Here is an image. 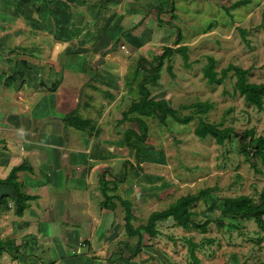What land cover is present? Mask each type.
<instances>
[{
    "label": "rangeland",
    "instance_id": "374dc122",
    "mask_svg": "<svg viewBox=\"0 0 264 264\" xmlns=\"http://www.w3.org/2000/svg\"><path fill=\"white\" fill-rule=\"evenodd\" d=\"M65 1L13 0L12 5H9L11 3L9 0H0V28L9 26V18H13L11 30L6 34L14 46L0 50V58L3 61L5 55L8 60L13 61L8 66L10 75L13 72V75L15 74L11 89L13 91L19 89L17 82L19 74L16 75V71L20 68L25 67V70L27 68L30 75L36 74L39 69L37 58H45L49 62L50 60L59 62L65 60V67H63L65 69L69 62L73 64V67L81 64L82 59L79 60L78 52L86 56L84 54L86 51L90 52L91 49L96 50L97 48L95 53L101 56L100 62L119 75L120 81L115 80L117 83L115 84L117 88L123 90L114 103L110 104V112L103 116L110 126L105 130L107 141L102 142L95 139V143H99V148L103 143L112 144L108 155L114 163L110 165L109 174L105 177L107 179L110 176L111 178L115 177L116 180L114 179L113 183L116 187L108 190L107 193H116L121 197L130 196L133 212L131 223L133 225L143 223L151 210L161 209L177 196L186 192H196L199 188L208 187L209 192L204 198H199L191 205L193 210L200 211L192 218L204 219L205 216L202 215L201 210H204L212 202L214 203L209 213L218 219L210 220L203 231L195 228L184 229L175 224L171 218L156 222L157 233L154 237H149L146 232L141 231L140 249L137 251L140 257L137 264H189L191 259L186 248L185 240L187 238L199 244L194 249V254L199 259L198 264H256L264 257V228H260L250 215L222 216L220 215V206L222 196L226 195L248 194L254 201L259 199V190L264 185V164L255 155H252L250 160L244 158L240 150L239 138L246 128L252 129L253 136L264 135V95L262 108L257 109L252 104L246 103L242 99V95L234 89L235 77L232 70L227 71L221 83L209 84L202 74L201 67L207 62V55H210L214 59L216 71L232 63L242 68H248V81L264 82V20L261 16L264 12V0L241 2H239L240 0H89L87 6H90V9L88 10L89 14L86 15L87 25L75 28L71 36H63L62 29L58 26H63L64 23H57L52 34L50 19L56 21L59 14L68 12V5ZM134 1L139 6L142 16L150 12L148 14L150 19L145 24L142 21L136 22L140 26L138 28L140 32L137 31L139 32L137 35L141 36L144 41L150 35L152 43L147 41V47L144 44L137 48L127 49L124 45L126 35L121 34L118 29L115 31L116 25L111 23L114 19L110 18L112 14H103L102 8L109 11L112 9L115 13V9L120 8V12L129 15L134 12ZM95 2L99 3V11L97 10L94 15H91V8ZM83 4L80 6H84ZM150 7L151 11H149ZM157 9H161V11L158 13ZM155 12L158 18L153 19ZM15 18L19 19L21 25L14 21ZM41 18H43L42 21ZM91 20L93 25H96L94 28L91 26ZM87 26L91 27L87 28ZM66 28L71 30L69 27ZM132 28L134 29V25ZM242 30H244L243 38L241 37ZM65 32L67 31L65 30ZM177 32L180 33L181 43L179 44H185L187 47L185 59L181 52L174 49ZM3 39V35L0 34V41ZM60 44H64L65 49H62L64 51L59 52L56 57L51 56L53 53L51 45L59 46ZM163 45L169 46L173 51L163 59L158 70V77L153 81L146 82L145 85L150 91V96L154 99H167L169 105L176 110L178 115L191 112L193 117L186 123H178L170 116H166L165 123H160L154 116L143 117L147 125L146 137L142 143H137L139 151L136 158L133 148L124 146L121 138L123 127L131 124L136 127L135 123L126 120L116 124L115 118H119L122 108L124 109L135 98L128 92L129 87L125 84V79L129 77L127 73L129 74L136 66L139 56L149 61L144 62L146 70L155 71L154 66H156ZM26 47L29 48L26 49ZM150 62L151 64H149ZM3 65L0 64L1 71H5ZM166 65L170 66V71L165 69ZM45 66L47 68L44 71L41 70V74L48 72L51 68L47 63ZM146 70L141 71L140 77L146 74ZM82 77L84 78V75ZM8 78L4 79L5 82H2V86L7 85ZM134 83L132 81V87ZM46 85L45 87L51 91V86L50 88L48 86L49 81ZM1 89L5 90L4 87ZM45 93L47 94V92ZM48 98V95L41 98L35 106L34 112L31 113L32 116H36L37 111L45 115L52 113L50 105H48ZM102 99L107 98L98 91L89 101L99 104ZM195 101L210 102L211 107L205 112H196L190 105ZM6 105L5 102L2 107L6 109ZM15 108L13 105H8L7 109ZM77 112L79 114V109ZM81 115L93 122L91 117L85 116L83 113ZM66 116L72 118L69 111L63 117L64 120ZM3 118L4 109L0 107V128L7 126L6 120ZM199 118L214 122L218 126L229 127V136L222 143H217L209 135L198 137L193 133V127ZM64 125L67 126L65 128L69 138L66 139V142L64 139L62 140L64 149L62 153L74 144H70V142L77 140L78 134L81 135L79 128L65 122ZM64 135L65 133L61 137ZM58 140L60 143L61 139ZM79 141L85 143L82 139ZM86 143L91 148V139L88 138ZM95 143H93L94 147H98V143H96L97 145ZM99 148L96 151L92 148L91 154H96ZM74 154L80 158L85 157L84 164H90V152H70L72 158H75ZM126 160L130 164L125 162ZM26 168L29 167L26 166ZM27 178L29 177L22 176L19 180L16 176L13 181H17L20 188L25 191ZM56 182H63L62 174L57 175ZM71 182L72 180L67 184ZM77 184L80 185L81 182L77 180ZM3 187L0 186L2 190ZM81 194L80 191L76 192V195ZM113 200L120 208L123 218L122 206L117 198L114 197ZM0 204L6 206L3 207L4 210H0V215H10L13 220L28 219L15 213L12 196L6 203L0 202ZM68 207L69 205L66 203V208ZM63 212L65 209L59 210L53 206L43 214L49 221L43 220L39 226L42 225L43 228L52 231L51 240L53 242L51 244L55 242L56 246H59L63 242L64 251L62 254H69L68 257H79L81 256L79 254H85V252L74 253L75 240L70 237L67 242L61 241L60 231H64L66 237H68L67 231H70L71 235L74 232L78 237L86 236L85 220H79L78 227L68 226L64 230L60 227L61 219L67 218ZM262 217L264 221V215ZM121 219L119 217L118 227L112 226L115 230L117 229L116 234L121 233L123 223V219ZM7 223L12 224V221ZM55 232L57 241H55ZM122 234L128 241L125 246L126 251L120 244H113L108 246L107 252L115 253L121 248L127 253L129 249L135 247L136 236L128 237L125 232ZM2 238L8 239L7 254L9 257L13 258L14 252L19 251L23 254L26 250L24 241L19 245L15 244L10 237ZM27 238L30 239V237ZM257 238L260 239L257 241ZM15 245H18L20 249ZM109 258L108 261L111 264V255ZM0 264H3L1 260Z\"/></svg>",
    "mask_w": 264,
    "mask_h": 264
},
{
    "label": "crops",
    "instance_id": "0c3cea01",
    "mask_svg": "<svg viewBox=\"0 0 264 264\" xmlns=\"http://www.w3.org/2000/svg\"><path fill=\"white\" fill-rule=\"evenodd\" d=\"M9 2H11L9 5H12L13 0H9ZM134 2V12H131L129 15L120 12V8L115 9L116 13L112 9L109 11L102 8L103 14H112L110 18L114 19L111 23L116 25L115 31L119 30L121 34L126 35V42L124 45L127 49L140 47L146 44L147 41L150 44L152 43L150 41V35L146 37L145 41L141 36L137 35V33L140 32L138 29L140 26L136 24L138 21H142L145 24L150 19L148 17L150 12L142 16V13L139 11V6H137L136 1ZM65 3L68 5V12L65 11L59 14V18H57L56 21L50 19V31L52 32L55 30L57 23H64L63 26L59 25L58 27L62 29L63 36H71L75 28L78 29L79 26L83 27L87 25L86 15L89 14L88 10L90 6H87L89 0H66ZM82 4L84 6L81 7L80 5ZM99 7V3L95 2L91 8V15H94ZM151 10L150 7L149 11ZM17 12L20 13L18 10ZM78 13H81V15H78ZM9 16L11 17V14ZM43 18H41V21ZM154 18L156 19V12L153 15V19ZM18 20L17 18L14 19V21L19 23L20 21ZM12 22L13 18H9V26L6 25L0 28V34L4 37L3 41H0V50H6L14 46V44L10 42V38H7L6 34L11 30V24L13 25ZM132 25H134V29ZM91 26L93 28L96 26L93 25V21ZM91 26H87V28ZM66 27L71 28V30H67ZM65 30L67 32H65ZM179 43H181V41H179ZM179 43H177L176 46ZM51 46L53 50L51 56L53 57H56L59 52L64 51L62 49H65L64 44ZM28 48L29 47H26V49ZM91 50L90 52L86 51L84 53L86 56L78 52L79 60L81 61L82 59L81 64L79 63L78 66L74 65L73 67V64L69 62L65 69L63 68L65 67V60L61 62L50 60L49 62L46 61L47 59L45 58H37L39 63V69L37 70L40 72V75L38 71H36V74L32 73L30 75L27 72V68L26 70L25 67L20 68L16 71V75L19 74L17 77L19 89H17V91L11 89L15 74L13 75V72L12 75H10L8 71V66L13 63V61L8 60L6 55L4 61L0 58V64H4L3 67H5V71L0 70V107L4 109L3 119H5L7 123V126H1L0 128V178L2 179L8 174L12 165L19 163L26 165L29 167L28 169L25 168L16 171V176L19 180L22 176L29 177L24 187L25 191L20 188V185L19 188L24 193L34 195L32 199H27L26 207L23 209L21 215H18L24 218L27 217L28 219H21V221L13 220V218H10V215H0V240L2 245V249H0V260L3 264H110L108 261L110 255L112 258L111 264L138 263L140 256L137 254L135 247L129 249L127 253L125 252V246L128 244V241L125 235L122 234L125 232L123 223L121 233L116 234L117 229L115 230L112 228V226L118 227L117 223L119 217L120 219L122 218L120 214L121 210L116 202L113 200L115 202L113 210L99 206L101 195L98 191L97 174L104 167L109 169L114 161L110 160L108 155L110 152L109 148L112 144L101 143L102 145L99 148L98 142H96L98 143V147H94L93 143H95V139L101 140L102 142L107 141L105 130L110 126L103 116L110 112V104L114 103L123 90L122 88L118 87V89L116 87L117 83L115 80L120 81L119 75L112 72V69H108L107 65V67L103 66V62H100L101 56L95 53L97 48L96 50ZM41 55L44 56L43 53H41ZM45 63L51 68L48 72H42L41 74V70L44 71L47 68ZM21 66H23L22 63ZM82 75H84L85 79ZM6 77H9L7 79V85L9 84V87H7V85H1L2 82H5ZM47 81H49L48 86L49 88L51 86V91L45 87ZM1 87H4L5 90H2ZM98 91L107 99H102V102L99 104L89 101L94 98L95 92L97 93ZM45 92H47V94ZM81 94L82 97H80ZM46 95L49 97L48 105H50V111L52 113L45 115L37 111V115L32 116L31 113L34 112L35 106L40 102L41 98ZM84 98H86V100H83ZM5 102L7 103L6 109L2 107V104L4 105ZM8 105H13L16 108L9 110L7 109ZM74 108L76 110L79 109L80 116H82L81 114L83 113L85 116H89L93 119V122H90L93 128L90 126L88 129H80L81 135L78 134L77 140L70 142V144H74L62 153L64 150L62 148V140L64 139L66 142V139L68 140L69 138V134L66 133V125H64L63 117L66 112ZM117 119L118 118H115L116 124ZM63 133H65L63 136L65 138L61 137ZM70 138L74 139L76 137ZM88 138L92 141L91 148L86 143ZM58 139H61L60 143ZM79 139H82L85 143H80ZM92 148L95 151L99 148V151L93 155L91 154ZM79 151L90 152V164H84L85 157L80 158L76 154H74L75 158L70 156V152L76 153ZM58 174H62L63 176L62 183L56 182ZM107 174L109 173L107 172ZM113 178H111V176L109 177V179ZM70 180H72V182L67 184ZM77 180L81 182L80 185L77 184ZM0 186H4L3 190L0 188V194L6 193L8 194L7 200L10 199L12 195L9 185L7 186L0 183ZM77 191H80L82 194L76 195ZM126 197L128 199L130 198V196L127 195ZM66 203L69 205L68 208H66ZM7 204H10L9 201ZM53 206L57 209L59 208V210L65 209L63 213L64 216L67 215V218L63 217L60 223V227L64 230L68 226L75 225L78 227L80 224L77 222L79 220H85L87 227L86 236L78 237L74 232H72L71 235V232L67 231L66 235L68 237H66L64 231H60L62 236L61 241L64 240L67 242L70 237L75 240L76 246L73 248L75 249L74 253L79 254L84 251L85 254H79L81 255L79 257H68L69 254H62L64 251L63 242L62 245L59 246H56L55 242L51 244L53 242L51 240L53 237L52 231L45 227L43 228L42 225L40 227L39 223L43 220L49 221V219L47 220L45 218L46 215L43 214L45 211H49L53 208ZM3 207L6 206L0 204V210H4ZM1 216H3L4 219ZM9 221H12V224L7 223ZM139 235L141 239V234ZM4 236L12 238L15 244L21 245L24 241L26 245L24 253L22 254L19 251L14 252V257H9L7 254L8 239L2 238ZM56 236L57 233L55 232V241H57ZM133 236H136L135 243L138 239V234H133L128 237ZM27 237H30V239ZM113 244H120L125 251L119 248L115 253L111 251L107 252L108 246ZM15 246L20 249L18 245ZM81 248H83V250H81ZM71 252L73 253V251ZM80 257L82 258L78 260Z\"/></svg>",
    "mask_w": 264,
    "mask_h": 264
},
{
    "label": "trees",
    "instance_id": "16d2710c",
    "mask_svg": "<svg viewBox=\"0 0 264 264\" xmlns=\"http://www.w3.org/2000/svg\"><path fill=\"white\" fill-rule=\"evenodd\" d=\"M246 1V0H240ZM238 4V3H236ZM173 9V8H171ZM169 10V9H168ZM161 9H157L159 13ZM173 13V12H172ZM262 20H264V12L261 14ZM156 18L158 15L156 14ZM244 30L241 31V37L243 38ZM180 41V33H176L175 44ZM186 45L178 44L174 49L181 52L183 58H186ZM173 50L166 45L162 46V51L158 55L155 71L146 70L147 68L144 62H149L145 60L142 56L137 59L136 66L127 73L129 76L125 79V84L129 87L128 92L131 93L135 98H133L128 105L121 110L120 117L116 120L117 123L122 121H132L135 123L134 127L132 124L123 127L121 131V138L126 147L133 148L134 156L138 157L139 146L138 142L142 143L146 137L147 125L143 117L154 116L160 123H165L166 116H170L173 120L178 123H186L193 117V114L187 113L184 115H178L176 110L169 105V102L165 98L154 99L150 96V91L146 87L145 83L153 81L158 77V70L162 65L165 56L169 55ZM151 64V62L149 63ZM145 69L146 74L140 77L141 71ZM165 69L170 71V66L166 65ZM202 74L205 76L206 81L209 84H219L222 82L227 74V71L232 70L235 80L233 83L234 89L242 95V99L249 104H252L255 108L261 109L263 105V95H264V82H253L247 80L248 68H242L236 64L229 63L225 67L219 68L218 71L214 68V59L212 56L207 55V62L201 67ZM132 81L135 83L133 87L131 86ZM194 111L202 113L211 107V103L207 101H195L191 103ZM72 118L66 116L64 122L72 124L74 127L79 129H88L87 127L93 126L90 124V119L82 117L77 113L74 108L69 111ZM68 115V114H67ZM87 126V127H86ZM193 133L198 137H204L209 135L217 143H222L225 138L229 136L230 128L224 126H218L214 122L205 121L203 119H198L196 125L193 127ZM240 150L246 160H250L252 155L257 156L261 163L264 164V135H252V129L246 128L243 130L242 135L239 138ZM125 162H128L127 160ZM124 162V163H125ZM129 163V162H128ZM254 164V163H253ZM26 165L16 164L10 167L8 174L4 178H0V183L9 184L11 187V195L14 201V209L17 215H21L23 209L25 208L27 199L33 198V194H27L20 190L17 181H13L16 177V171L20 169H25ZM108 172V168L104 167L97 174L98 181V191L100 192L101 198L99 200V206L103 208H108L113 210L115 207V202L113 197L117 198L119 204L123 209V226L125 233L130 236L133 234H138V239L135 242L136 252L140 249L141 239L139 234L141 231L146 232L149 237H154L157 233L156 222L171 218L175 224L187 229L195 228L199 230H205L207 223L210 220L216 221L217 217L211 216L209 211L214 206L212 202L209 206H206L201 213L204 219L192 218L193 215L200 213V211H195L191 208L199 198H204L208 195L209 188L203 187L199 188L196 192H186L177 196L173 201L169 202L165 207L161 209L151 210L145 218L143 223H139L135 226L131 223V218L133 217V212L131 210V202L128 198H120L116 194H108V190L114 189L116 186L113 183L114 179H107L105 176ZM124 175V174H123ZM110 183V185H109ZM8 194H0V202L6 203ZM258 201H254L248 194H237V195H226L222 196V203L220 206V215H240L246 214L253 217L254 221L260 228H264V185L259 190ZM218 221V220H217ZM260 238H257V241ZM186 248L189 253L191 261L189 264H198V257L194 254L195 247H198V243L187 238ZM0 249H2L0 240ZM243 264V263H241ZM256 264H264V257L260 259Z\"/></svg>",
    "mask_w": 264,
    "mask_h": 264
}]
</instances>
